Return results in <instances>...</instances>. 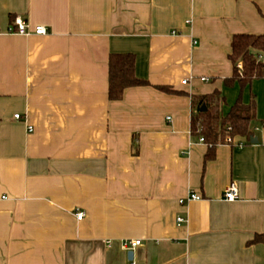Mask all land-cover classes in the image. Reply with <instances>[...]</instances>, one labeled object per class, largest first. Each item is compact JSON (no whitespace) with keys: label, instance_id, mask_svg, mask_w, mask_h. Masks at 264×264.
<instances>
[{"label":"crops","instance_id":"0c3cea01","mask_svg":"<svg viewBox=\"0 0 264 264\" xmlns=\"http://www.w3.org/2000/svg\"><path fill=\"white\" fill-rule=\"evenodd\" d=\"M16 17L48 33L0 35V264H264V78L240 94L256 142L207 158L190 130L191 96L238 97L230 41L264 33V0H0ZM111 53L150 85L110 100Z\"/></svg>","mask_w":264,"mask_h":264},{"label":"trees","instance_id":"16d2710c","mask_svg":"<svg viewBox=\"0 0 264 264\" xmlns=\"http://www.w3.org/2000/svg\"><path fill=\"white\" fill-rule=\"evenodd\" d=\"M228 59L232 65V73L224 78L223 83L229 87L237 82L240 93L225 115L220 113V105L224 102L220 92L191 96V105L195 110L191 116V134L201 135L208 145L206 157L213 153L214 147L224 143V138L238 136L249 140L253 131L252 122L255 117V99L251 97L248 103H243L241 91L253 80L264 78V33L234 34L230 41ZM240 64V67L237 65ZM135 56L132 53H111L108 58V98L119 100L128 87L145 86L150 83L135 74ZM166 93H180L167 85H154ZM204 105L205 110L200 111ZM264 125V119L261 120ZM229 128V129H228ZM251 243L264 242V234H257Z\"/></svg>","mask_w":264,"mask_h":264},{"label":"built area","instance_id":"2783aa9c","mask_svg":"<svg viewBox=\"0 0 264 264\" xmlns=\"http://www.w3.org/2000/svg\"><path fill=\"white\" fill-rule=\"evenodd\" d=\"M48 33V29L43 26V25H35L31 26L29 23L26 21L22 20L19 17H16L11 25H8L5 30L0 29V35L3 34H16V35H23V36H28V35H45ZM240 67V64L237 65ZM206 80V79H203ZM186 80L182 81V84H185ZM15 118H19V114L14 115ZM229 129V128H228ZM198 142L204 143V138L199 135L198 136ZM234 142V138L230 136H226L224 138V143L227 144H232ZM238 145H241V142L237 143ZM239 196L238 194V189L237 186L234 182L229 183L224 191H223V197L227 201H233L237 199ZM201 196L194 193V192H188L187 195L181 199L178 200L180 204H184L189 201H195V200H200ZM84 213L82 211H77L75 213V217L77 220H80L83 217ZM177 222H184V219L181 217L177 218ZM141 244L140 239H123L121 241V247L126 250L127 252L134 250L137 246Z\"/></svg>","mask_w":264,"mask_h":264},{"label":"water","instance_id":"95a60500","mask_svg":"<svg viewBox=\"0 0 264 264\" xmlns=\"http://www.w3.org/2000/svg\"><path fill=\"white\" fill-rule=\"evenodd\" d=\"M204 110H205V107H204V105H202L201 108H200V111H204ZM256 141H257L256 137H251L250 138V142H256ZM127 254H128V257L131 258L132 252L129 251Z\"/></svg>","mask_w":264,"mask_h":264},{"label":"rangeland","instance_id":"374dc122","mask_svg":"<svg viewBox=\"0 0 264 264\" xmlns=\"http://www.w3.org/2000/svg\"><path fill=\"white\" fill-rule=\"evenodd\" d=\"M253 123H258V122H257V120L255 119V120L253 121ZM253 123H252V124H253Z\"/></svg>","mask_w":264,"mask_h":264}]
</instances>
